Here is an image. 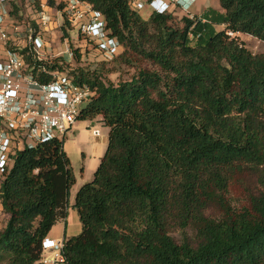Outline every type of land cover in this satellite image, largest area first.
<instances>
[{"label": "trees", "instance_id": "obj_1", "mask_svg": "<svg viewBox=\"0 0 264 264\" xmlns=\"http://www.w3.org/2000/svg\"><path fill=\"white\" fill-rule=\"evenodd\" d=\"M81 1L103 14L125 48L121 57L154 69L118 84L97 70L74 72L95 93L80 120L102 117L109 139L93 180L76 195L82 232L63 241V263L264 264V53L229 34L264 42V0H219L222 10L184 18V29L171 15L144 20L129 0ZM72 49L78 63L87 60ZM246 174L261 190L238 213L225 194ZM75 183L64 140L14 156L0 183V209L9 216L0 264H43L42 243L66 221ZM211 205L221 218L206 217ZM189 227L197 243H176L170 233Z\"/></svg>", "mask_w": 264, "mask_h": 264}, {"label": "built area", "instance_id": "obj_2", "mask_svg": "<svg viewBox=\"0 0 264 264\" xmlns=\"http://www.w3.org/2000/svg\"><path fill=\"white\" fill-rule=\"evenodd\" d=\"M195 2L129 0V8L136 13L148 9L152 14L172 17L181 14L182 19L195 20ZM56 4L63 7H54V11L43 5L36 7L32 22L21 23L13 13L11 1L0 0V183L19 151L64 140L81 118V105L95 95L88 85L76 81L74 72L78 62L70 42L74 31L68 32L70 37H66L62 31L65 22L76 28L77 42H73L76 46L81 47L80 41L93 44L106 62L116 59L123 47L111 36L103 14L91 4L81 0H60ZM192 30L189 29L188 37L194 40ZM18 32L26 36L20 39L16 36ZM53 32L62 34L61 45L66 47L67 57L54 53L49 39ZM43 48H46L45 53ZM86 48L82 46L80 54H84ZM59 59L64 60L57 63L56 69L48 67ZM63 246V242L46 238L42 243L43 252L55 250L56 255L54 260L42 259V263L63 262Z\"/></svg>", "mask_w": 264, "mask_h": 264}, {"label": "rangeland", "instance_id": "obj_3", "mask_svg": "<svg viewBox=\"0 0 264 264\" xmlns=\"http://www.w3.org/2000/svg\"><path fill=\"white\" fill-rule=\"evenodd\" d=\"M58 2L60 3V0H58ZM15 4L19 6L18 13H15V17L18 18L21 23L28 21L32 22L33 13L36 10V6L34 4H29L26 0H16ZM212 6L217 10H222L219 0H212ZM38 7L39 5L37 6V8ZM203 11L204 7L202 8V12L199 15H196L194 12L193 13L197 18L202 15ZM139 14L144 20H148L152 15L151 11L148 9ZM181 17V14H174L171 25L179 29H184L186 24L184 23V19H182ZM222 29V26H216V30L220 31ZM62 31L63 34L64 32L74 31V33H72L73 37L71 36L70 38V42L75 50L80 51L82 49V46L85 48L87 47L85 49V53L81 54L87 60L81 63H77L75 68L86 69V71L97 70L98 74L102 76L103 80L106 83L111 82L114 84H118L121 82L129 81L134 76H136L141 69H154L150 62L145 61L135 55H128L126 58L121 57V55L125 52L124 47H122L120 54L116 59H114L112 62H106L93 44L87 45L84 41H80L78 42V45H81V47H78L73 43L77 42L75 38L77 34L76 28H72L70 23L65 22V26ZM16 36L20 39H23L26 34L18 32ZM61 36L62 34L60 32H53L50 34L49 39H51L52 41L54 53L60 54L63 57H67V53H65L66 47L64 45H61V41L63 39L61 38L60 40ZM232 37H237L240 42H243L246 48L253 54L264 53V42L260 40L249 35L239 33L232 35ZM45 51L46 48H43L42 52L45 53ZM65 61L69 63L67 58L65 59ZM87 105L88 102H85L81 105V109H84L85 107H87ZM108 139L109 129L104 126L102 117H98L94 120L77 121L74 129L71 130L64 138V150L70 159L76 178V183L72 187L69 197V218L67 217V231L65 228V224L67 222L66 219V221L61 220L63 223L57 224L53 228V232H56L58 230L62 234L66 231L69 235H79L82 232L81 221L79 219V216L77 215V211L73 207L74 205L72 206V204L75 202L76 195L81 187L93 180L94 174L106 153L108 147ZM61 141L63 140L61 139ZM260 190L261 187L259 186L256 177L248 174L242 175L229 186L225 194L226 200L233 208V210L239 213L244 209L250 208V197L252 195H257ZM205 215L206 217L212 219H219L222 217L223 211H221L219 206L211 205L205 211ZM8 219L9 216L0 209V232L3 231L6 227ZM170 234L174 238L176 243L180 244L184 241H189L194 245L197 243L196 231L190 227L185 230H174ZM42 258L54 260V257L51 254H48L46 251L43 252Z\"/></svg>", "mask_w": 264, "mask_h": 264}, {"label": "crops", "instance_id": "obj_4", "mask_svg": "<svg viewBox=\"0 0 264 264\" xmlns=\"http://www.w3.org/2000/svg\"><path fill=\"white\" fill-rule=\"evenodd\" d=\"M29 4H32V2H38V5H39V7L38 8H40L42 5L43 6H46V8H48L49 10H51V11H54L55 9L54 8H51V7H49L48 5H49V0H26ZM55 1H57L58 2V0H55ZM35 5V4H34ZM204 7V11H203V13L206 11V9L207 8H209V7H212V8H214L213 6H212V0H196V2H195V5H194V7H193V12L196 14V15H199L201 12H202V8ZM215 9V8H214ZM202 13V14H203ZM34 16V15H33ZM73 129H74V127H73ZM72 129V130H73ZM76 130V129H75ZM75 204V202L72 204V206ZM77 215H78V213H77ZM79 216V215H78ZM69 218V217H68ZM68 218H67V222H66V224H65V228H66V231H67V227H68ZM80 219V218H79ZM59 223H63L62 221H58L57 222V224H59ZM56 224V225H57ZM55 225V226H56ZM54 226V227H55ZM53 227V228H54ZM53 228H52V230H51V232L49 233V235L47 236V239H49V240H54V241H56V242H63L64 240H65V238H71V237H74V236H78V235H69V234H67V232L65 231V232H63L62 234H61V232L60 231H56V232H53ZM46 252L48 253V254H51L54 258H55V255H56V251L55 250H46ZM59 264H64L63 262H61V263H59Z\"/></svg>", "mask_w": 264, "mask_h": 264}]
</instances>
